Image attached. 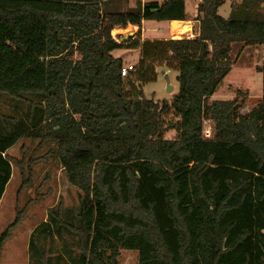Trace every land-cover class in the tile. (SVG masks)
<instances>
[{"label":"trees","instance_id":"16d2710c","mask_svg":"<svg viewBox=\"0 0 264 264\" xmlns=\"http://www.w3.org/2000/svg\"><path fill=\"white\" fill-rule=\"evenodd\" d=\"M226 1H199L193 37L119 33L123 46L112 32L130 24L187 22L186 0H0V95L14 106L0 111V201L22 137L47 146L29 162L52 155L79 189L35 227L29 264H121L122 249L138 264H264V62L248 112L238 97L209 100L233 43L264 44V0H230L224 17ZM123 47L141 49L127 77L112 53ZM163 62L179 87L159 106L143 87Z\"/></svg>","mask_w":264,"mask_h":264},{"label":"rangeland","instance_id":"374dc122","mask_svg":"<svg viewBox=\"0 0 264 264\" xmlns=\"http://www.w3.org/2000/svg\"><path fill=\"white\" fill-rule=\"evenodd\" d=\"M149 1V0H148ZM199 0H186L187 12L192 16ZM136 0H129V5L134 6ZM264 9V2L262 4ZM232 10L230 0L219 8V13L229 16ZM195 15V14H194ZM142 26L128 25L125 29L112 32L118 43L127 46L126 41L119 37V33L128 36L133 32V37L141 34L142 40L146 39H177L172 36V23L166 24L157 20H144ZM188 22V21H187ZM193 25L197 24L192 21ZM191 28L179 37H186ZM177 32V31H176ZM130 37V36H128ZM126 39V38H125ZM231 58L234 61L231 71L223 79L212 99H240L241 111L248 112L262 99L263 74L259 70L264 62V47L259 45H247L244 54L241 53L239 42L233 43ZM244 47V46H243ZM242 47V48H243ZM113 55L124 58V64L136 66L140 60L141 49L127 47L115 49ZM259 65V66H257ZM157 80L147 83L143 87L144 96L152 99L159 106L164 99L171 100L178 91V70L172 68L168 62L156 64ZM165 74L169 75L170 82L174 86L172 91L167 90ZM211 97L209 98V100ZM0 111L3 114H12L14 106L7 95H0ZM171 115L167 117L170 119ZM212 122L205 121V130L212 133ZM177 130H167V138L176 137ZM47 146H42L39 139L22 137L8 150L9 157L13 160V174L0 201V237L8 231L6 240L0 251V264H29V241L35 227L48 219L52 208L61 205L64 211L76 206L79 202V189L70 183L65 170L59 164L58 159L52 155L46 158H37L32 163L30 156H43ZM22 164H16L15 161ZM19 162V163H20ZM56 241V246H60ZM121 264H138V252L122 249L120 255Z\"/></svg>","mask_w":264,"mask_h":264},{"label":"crops","instance_id":"0c3cea01","mask_svg":"<svg viewBox=\"0 0 264 264\" xmlns=\"http://www.w3.org/2000/svg\"><path fill=\"white\" fill-rule=\"evenodd\" d=\"M145 1H148V0H143V2H145ZM200 1V0H199ZM199 1H197V5H198V3H199ZM186 11H187V2H186ZM230 13V12H229ZM187 14L189 15V20H186V21H188V22H184L185 24H187L188 26L187 27H185L184 29H182V30H180V31H174V28L172 29V36L174 37V38H180L179 36L182 34V33H185L186 31H188L190 28H191V30H190V32L188 33V34H185L186 35V37H193L194 36V32H193V27H194V25H193V23H192V21H195V23H198V21L197 20H195L194 18H195V16L197 15V6L195 7V15L193 14L192 16L189 14V12H187ZM223 16V15H222ZM224 17H227V16H224ZM145 21H143V23H144ZM162 22H164V23H166V24H171L173 21H162ZM131 26H134V25H131ZM117 30H119V29H117ZM235 44V43H234ZM244 45L240 42L239 43V48L241 49L240 51H241V55L242 54H244V50L246 51V46H244ZM259 46H261V47H264V44L263 45H259ZM243 47V48H242ZM134 50V49H133ZM136 50V49H135ZM118 56V55H117ZM121 57H122V55H120ZM123 58V57H122ZM124 59V58H123ZM264 60V59H263ZM263 65V64H262ZM262 65L261 66H259V65H257V66H259V70H260V68L262 67ZM213 96V95H212ZM212 96H211V99H212Z\"/></svg>","mask_w":264,"mask_h":264},{"label":"water","instance_id":"95a60500","mask_svg":"<svg viewBox=\"0 0 264 264\" xmlns=\"http://www.w3.org/2000/svg\"><path fill=\"white\" fill-rule=\"evenodd\" d=\"M184 21L183 20H174L172 22V27L174 29H177V28H180L182 25H183ZM133 35V32H130L128 34V36H132ZM128 36H126L125 38L127 39ZM165 77H166V80H167V90L168 91H172L174 89V86L171 84L170 82V78H169V75L168 74H165Z\"/></svg>","mask_w":264,"mask_h":264},{"label":"built area","instance_id":"2783aa9c","mask_svg":"<svg viewBox=\"0 0 264 264\" xmlns=\"http://www.w3.org/2000/svg\"><path fill=\"white\" fill-rule=\"evenodd\" d=\"M135 69V66L133 65V64H124L123 66H122V68H121V75L123 76V77H127L130 73H131V71L132 70H134ZM211 131L210 130H205V136H207V137H211Z\"/></svg>","mask_w":264,"mask_h":264},{"label":"bare ground","instance_id":"6f19581e","mask_svg":"<svg viewBox=\"0 0 264 264\" xmlns=\"http://www.w3.org/2000/svg\"><path fill=\"white\" fill-rule=\"evenodd\" d=\"M187 26H188L187 24L183 23V25L180 28L174 29V31H180V30L184 29Z\"/></svg>","mask_w":264,"mask_h":264}]
</instances>
